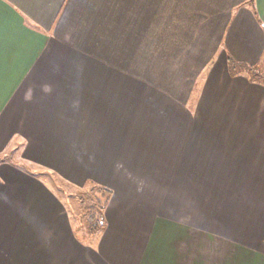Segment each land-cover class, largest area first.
Instances as JSON below:
<instances>
[{
  "label": "crops",
  "instance_id": "obj_1",
  "mask_svg": "<svg viewBox=\"0 0 264 264\" xmlns=\"http://www.w3.org/2000/svg\"><path fill=\"white\" fill-rule=\"evenodd\" d=\"M262 67L264 0H0V264H264Z\"/></svg>",
  "mask_w": 264,
  "mask_h": 264
},
{
  "label": "rangeland",
  "instance_id": "obj_2",
  "mask_svg": "<svg viewBox=\"0 0 264 264\" xmlns=\"http://www.w3.org/2000/svg\"><path fill=\"white\" fill-rule=\"evenodd\" d=\"M248 76L257 80L253 73H248ZM262 80L263 79H260V81ZM0 158L4 159L7 157ZM50 184H52L54 188L61 187V192L64 194L68 212L71 218L76 221L77 225H80L82 235L87 233L89 217L95 210L100 213L98 202L100 201L102 203L105 201L104 194L97 189H104L101 187H86L85 189H80L58 179H50Z\"/></svg>",
  "mask_w": 264,
  "mask_h": 264
},
{
  "label": "trees",
  "instance_id": "obj_3",
  "mask_svg": "<svg viewBox=\"0 0 264 264\" xmlns=\"http://www.w3.org/2000/svg\"><path fill=\"white\" fill-rule=\"evenodd\" d=\"M231 62V61H230ZM232 64V63H231ZM235 67V66H234ZM234 67L232 66V70L234 69ZM249 73H253L254 76L256 77L257 80L263 79L262 82L264 84V77L261 76L260 74H256L254 73V71L252 69L248 70ZM10 160L11 157H7L4 159L0 158V161H5V160ZM98 191L102 192L105 196V201L104 202H98L99 203V209H100V213L97 212L96 210L92 213V215L89 217V222H88V229L87 232L89 235H94L97 234L98 232H100L103 228V216H102V211L104 210V208L106 207L108 200L110 198V192L107 190H102V189H97Z\"/></svg>",
  "mask_w": 264,
  "mask_h": 264
}]
</instances>
